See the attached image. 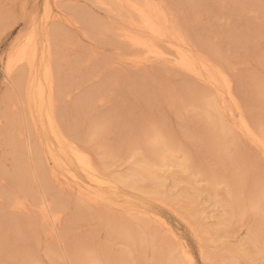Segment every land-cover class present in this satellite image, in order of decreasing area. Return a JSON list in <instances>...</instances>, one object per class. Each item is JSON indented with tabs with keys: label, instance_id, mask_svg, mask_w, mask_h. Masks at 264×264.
<instances>
[{
	"label": "rangeland",
	"instance_id": "374dc122",
	"mask_svg": "<svg viewBox=\"0 0 264 264\" xmlns=\"http://www.w3.org/2000/svg\"><path fill=\"white\" fill-rule=\"evenodd\" d=\"M89 1L62 0L60 6L71 18L80 17L72 8L88 9L110 26L108 15ZM177 1L180 9L170 5L179 28L202 53L230 64L226 70L239 107L264 138V5L194 0L191 8L189 0ZM43 2L0 0V102L6 55L28 30L25 18L40 15ZM76 23V30L63 27L78 49L72 65L75 69L78 61L82 76L75 73L73 82L84 101L73 107L66 94L76 95L75 89L69 91L76 85L56 80L67 100L58 107L67 109L59 122L71 125V138L99 172L123 179L112 184L119 200L100 204L55 184L49 170L30 167L29 187L35 195L24 199L28 209L9 208L11 221H0V264H264L262 148L230 122L222 127L214 121L219 109L211 105L213 89L203 82L160 65L135 70L125 62L121 38L109 30L91 35V30L85 32L86 22ZM134 52L129 48L128 57ZM67 68L63 64L62 73H70ZM97 88L107 89L110 101L94 102ZM11 113L15 117L17 105ZM5 123L2 118L0 127ZM32 145L42 156L37 139ZM34 155L27 147L2 144L0 188L8 182L16 190V183L1 172L12 170L14 158L32 165ZM34 197L49 199L50 219L34 207Z\"/></svg>",
	"mask_w": 264,
	"mask_h": 264
},
{
	"label": "bare ground",
	"instance_id": "6f19581e",
	"mask_svg": "<svg viewBox=\"0 0 264 264\" xmlns=\"http://www.w3.org/2000/svg\"><path fill=\"white\" fill-rule=\"evenodd\" d=\"M61 1L51 0L50 2V0H44L40 15L38 13L36 16L31 14L25 18L24 24L26 27L28 26V30H26L24 35L20 36L17 43L13 44V47L6 55L3 73L7 82L6 88L2 93V101L0 102V105L3 106L2 110H0V123L2 118L6 119V123L2 128L0 127V146L2 144L7 146L8 144L13 149H24L27 147L31 156L35 155L32 165H29L21 158L20 160L14 158L12 170H3L1 172L4 179L7 181L12 180L16 183L17 189L8 187V182L6 186L5 184L1 185L0 221L7 220V218L11 221L10 217L12 216L8 214L9 210H11L9 208H14L15 211L23 207L28 209L24 199L35 195L31 187H29L30 167H35L37 172H40L41 168L43 171L45 169L49 170L52 179L55 177V180H53L57 182L55 184H59L61 187L65 186L64 189L67 187V189L75 190L80 194L88 195L93 201L100 202V204L113 202V198H115V201L119 200L116 198V192H119V190L114 191L116 187H113L112 184L121 183L123 179L120 180V177L110 179L99 172L94 162L84 152V149L80 148L77 141L71 138V129L69 128L71 125L59 122V118L65 115L64 111L67 109L64 110L58 107L67 100H63L64 93L59 89V84L57 86L58 89H56V80H63V83L67 82L76 85L69 90L75 89L77 91L76 95L66 94L67 99L71 100L73 107L77 108L84 101L83 94L79 93V85L73 82L75 73H80L82 76L80 69H78V61H75V69H73L72 65V58L77 55L75 53L78 52V49L73 46L74 40L63 27L71 26L76 30V21L80 24L86 22L89 25V29L86 30L84 28L85 32L87 33L91 30L92 32L89 31L91 35L94 34V31L106 30V33L109 30L112 34L121 38L123 42L120 44L124 47L123 51L127 56L125 57V62L135 70L138 68L139 70L141 68L147 70L153 65L158 66L157 68L160 65L164 70L169 67L168 70L172 69L176 73L190 75L193 80L203 82L213 89L212 97L210 98L214 96V99L210 100L212 102L211 105L219 109L214 121L218 122V124L220 123L219 125L222 127L227 126L226 123L230 122L229 124H233L243 136L255 142L256 145L258 144L260 148L258 145L257 147L259 149L262 148L261 150L264 153V138H261L253 131L252 126L248 123L247 116L239 107L238 96L233 93L234 85L226 70L231 67L230 64L227 62V65L224 66L223 62H225V59L219 58L216 54H213V57L211 55L207 56L202 53L204 50L188 40L187 35L179 28L175 8L170 5L172 2V5L176 4L180 9V3H177V0H91L108 15L109 22L110 20L112 21L110 23L111 27L96 17L95 14L92 15L88 9L86 12L74 7L72 9L79 11L80 17H69L60 6ZM221 1L225 2L226 0ZM255 1L256 3L261 1L260 5L255 4V6L259 5L261 8L262 5L263 7L264 0H242L241 2L253 4L252 2ZM187 2L191 8L196 6L194 0ZM202 4L206 5L205 3ZM243 8L244 5L242 6ZM256 8L259 9L257 6ZM114 17L119 19L120 24H115L116 20ZM108 27L110 28L108 29ZM114 41L117 40L114 39ZM89 46L91 47V45ZM128 47L133 48L135 51L130 57H128ZM225 58L229 61L227 57ZM63 64L64 68L68 67L67 71H70V73H62ZM150 74H154V72L150 71ZM142 82H140V87H145L146 84L144 85ZM101 89L97 88L98 92L95 94L93 101L98 103H104L105 100L110 101V99H107L109 96L106 97L105 92L107 89L105 88V92ZM88 96L86 97L88 98ZM113 96L112 93L110 97ZM59 98L61 99L59 100ZM12 105L18 106V113L13 114L15 117L11 115ZM36 139L42 151V156L40 157H38L36 149L32 145ZM154 157L157 160L159 159L158 156ZM162 160H166L164 155ZM153 166H155V163ZM57 169L62 172L57 171ZM144 172H141L140 175L145 174ZM61 187L60 189L63 190ZM68 192L71 193L70 191ZM119 195L121 196V193ZM34 204V207L39 208L40 211H38L42 215L50 216L46 214L47 211L52 212L49 199L38 200L34 197ZM42 215L40 217H43ZM42 219L45 220V218ZM183 256L185 260L189 257L186 251H183ZM191 263L192 261H188V264Z\"/></svg>",
	"mask_w": 264,
	"mask_h": 264
}]
</instances>
